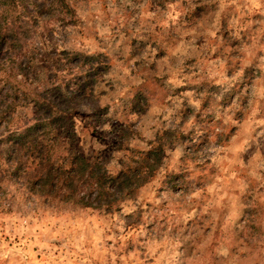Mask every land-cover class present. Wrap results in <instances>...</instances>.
I'll list each match as a JSON object with an SVG mask.
<instances>
[{
    "label": "rangeland",
    "instance_id": "rangeland-1",
    "mask_svg": "<svg viewBox=\"0 0 264 264\" xmlns=\"http://www.w3.org/2000/svg\"><path fill=\"white\" fill-rule=\"evenodd\" d=\"M1 10L20 40L0 44V264H264V0ZM54 86L81 155L105 152L116 173L162 147L154 177L113 212L38 198L9 172L6 138L57 102Z\"/></svg>",
    "mask_w": 264,
    "mask_h": 264
},
{
    "label": "trees",
    "instance_id": "trees-1",
    "mask_svg": "<svg viewBox=\"0 0 264 264\" xmlns=\"http://www.w3.org/2000/svg\"><path fill=\"white\" fill-rule=\"evenodd\" d=\"M6 19L1 10L0 44L13 47L20 39L13 24L5 25ZM75 58L91 69L99 68L100 57L77 54ZM88 82L84 90L76 84L77 91H83L84 96L94 88ZM53 91L57 102L41 104L32 125L6 138L4 151L11 159L9 172L16 174L14 178L22 187L38 198L57 205L113 212L154 177L159 161L156 154L161 153L162 147L128 156L121 162L120 170L112 172L104 158L105 152L92 157L77 152V133L73 120L64 110L68 102L63 88L54 86ZM60 100L66 101L65 106L59 104Z\"/></svg>",
    "mask_w": 264,
    "mask_h": 264
}]
</instances>
